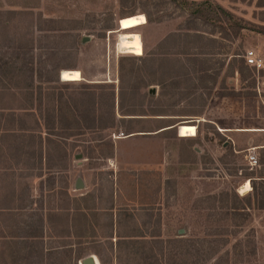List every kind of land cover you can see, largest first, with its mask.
<instances>
[{"label": "rangeland", "instance_id": "obj_1", "mask_svg": "<svg viewBox=\"0 0 264 264\" xmlns=\"http://www.w3.org/2000/svg\"><path fill=\"white\" fill-rule=\"evenodd\" d=\"M209 1L245 28L170 0H0V264H264L259 201L212 197L264 187V67L243 59L264 58V7ZM139 13L136 56L116 45Z\"/></svg>", "mask_w": 264, "mask_h": 264}, {"label": "trees", "instance_id": "obj_2", "mask_svg": "<svg viewBox=\"0 0 264 264\" xmlns=\"http://www.w3.org/2000/svg\"><path fill=\"white\" fill-rule=\"evenodd\" d=\"M172 4L175 6L179 7L188 16H196V17H203L205 20H210V21H219L223 20L225 23H227L230 27H235V34H238L240 30L244 29L245 26L239 22V19L236 18L231 12L227 11L224 9L221 5L213 3L209 0H202V1H188V0H170ZM257 7H264V0H258L256 3ZM131 16V15H130ZM146 18V22L150 23L153 22V20L149 17V15L145 14L144 15ZM127 17V16H126ZM123 18V17H122ZM207 60H204L206 62ZM243 61V60H242ZM201 71H207V68H203ZM238 73L242 74L243 68H238L237 69ZM4 80V79H2ZM65 82V81H64ZM66 82H72V81H66ZM4 108V107H3ZM20 109V108H19ZM41 137V136H40ZM3 145V144H2ZM4 146V145H3ZM41 148V146H40ZM264 164V160L262 161ZM252 176H247V179H250ZM262 183L264 184V176H259ZM250 181V180H249ZM255 181V180H252ZM252 189L254 192L248 195H242L239 196L234 190H225L221 191L218 193L216 196H212L213 198H218L214 200H219L222 203H228L230 202V207H228V211L225 214H231L237 217H242L244 218L245 216L248 215L249 210L252 208V199H257L259 201V209H264V187L263 190H261V193L256 191V185L255 182H252ZM261 197V199H259ZM223 235L222 232L215 230L213 232L206 233L205 236L207 237H214V238H221ZM160 238V235L157 236ZM156 238V237H155ZM177 240L172 239L169 240L171 243H175ZM203 242V241H202ZM197 254V253H195ZM192 256V254H191ZM195 260H190L192 258H189L187 261L190 263H195L197 259H199L198 255H195ZM186 259V258H185ZM216 264H219L216 263Z\"/></svg>", "mask_w": 264, "mask_h": 264}, {"label": "bare ground", "instance_id": "obj_3", "mask_svg": "<svg viewBox=\"0 0 264 264\" xmlns=\"http://www.w3.org/2000/svg\"><path fill=\"white\" fill-rule=\"evenodd\" d=\"M146 23L144 14L139 13L127 17L120 18L118 20V27L121 33L118 35L117 49L123 53L132 55H141L143 53V47L140 35L134 30L135 28ZM81 79L80 72L78 70H62L61 81H78ZM177 135L182 138L196 136V126L190 124H180L177 126ZM250 182L248 180L240 187V193H245L250 190ZM95 257V256H94ZM96 264H100L95 257Z\"/></svg>", "mask_w": 264, "mask_h": 264}, {"label": "built area", "instance_id": "obj_4", "mask_svg": "<svg viewBox=\"0 0 264 264\" xmlns=\"http://www.w3.org/2000/svg\"><path fill=\"white\" fill-rule=\"evenodd\" d=\"M243 59L246 65L255 67L257 69L264 67V58L260 57L254 50H246L243 54ZM246 159L250 166L256 165L257 159L254 152L249 151L246 155Z\"/></svg>", "mask_w": 264, "mask_h": 264}, {"label": "water", "instance_id": "obj_5", "mask_svg": "<svg viewBox=\"0 0 264 264\" xmlns=\"http://www.w3.org/2000/svg\"><path fill=\"white\" fill-rule=\"evenodd\" d=\"M59 77H61V72L59 73ZM75 188L76 189L83 188V182L80 178L76 179ZM80 264H96L94 255H89V256L85 257L84 259L81 260Z\"/></svg>", "mask_w": 264, "mask_h": 264}]
</instances>
